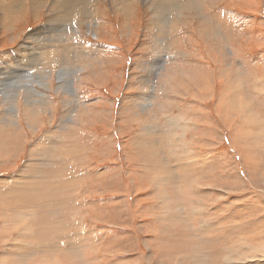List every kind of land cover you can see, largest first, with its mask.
Returning <instances> with one entry per match:
<instances>
[{"label": "rangeland", "instance_id": "1", "mask_svg": "<svg viewBox=\"0 0 264 264\" xmlns=\"http://www.w3.org/2000/svg\"><path fill=\"white\" fill-rule=\"evenodd\" d=\"M191 1L0 0V264H264V0Z\"/></svg>", "mask_w": 264, "mask_h": 264}, {"label": "bare ground", "instance_id": "2", "mask_svg": "<svg viewBox=\"0 0 264 264\" xmlns=\"http://www.w3.org/2000/svg\"><path fill=\"white\" fill-rule=\"evenodd\" d=\"M14 1V0H13ZM16 1V0H15ZM59 1V0H58ZM156 1V0H155ZM175 1V0H174ZM179 1V0H178ZM63 2V1H62ZM148 2H149V0H148ZM176 3V2H175ZM193 3V0L191 1V4ZM163 4V1H161V3L159 4V5H157V6H161ZM74 5V4H73ZM154 5V4H153ZM178 5V4H177ZM181 6V5H180ZM160 16V15H159ZM25 18V17H24ZM25 19H27L28 21H32L28 16L25 18ZM23 22V20L22 21H20L19 22V25H20V23H22ZM33 22V21H32ZM35 22H37V21H35ZM17 26V25H16ZM163 26V25H162ZM40 30H42V28L40 29ZM37 32H39V31H37ZM17 72V71H16ZM28 96V95H27ZM6 121V120H5Z\"/></svg>", "mask_w": 264, "mask_h": 264}]
</instances>
